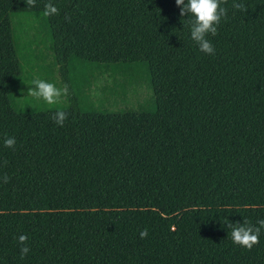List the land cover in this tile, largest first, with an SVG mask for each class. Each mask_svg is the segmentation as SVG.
I'll use <instances>...</instances> for the list:
<instances>
[{
	"label": "trees",
	"instance_id": "obj_1",
	"mask_svg": "<svg viewBox=\"0 0 264 264\" xmlns=\"http://www.w3.org/2000/svg\"><path fill=\"white\" fill-rule=\"evenodd\" d=\"M47 2L0 0V264H264V230L249 251L225 224L264 219V0L222 5L214 56L175 0ZM43 51L69 96L21 109ZM105 75L150 97L105 107Z\"/></svg>",
	"mask_w": 264,
	"mask_h": 264
},
{
	"label": "clouds",
	"instance_id": "obj_2",
	"mask_svg": "<svg viewBox=\"0 0 264 264\" xmlns=\"http://www.w3.org/2000/svg\"><path fill=\"white\" fill-rule=\"evenodd\" d=\"M28 8H35L36 0H25ZM177 7L180 9V16L187 17L186 27L189 28L191 39L198 45L199 50L209 56L215 55V47L209 36L215 37L218 35V27L221 24L222 18H225L228 9L222 5L227 3V0H175ZM232 7L238 11H247L246 5L237 0H233ZM43 15L46 17L59 15V9L48 0L44 4ZM67 18V17H66ZM27 95L35 98L37 101H43L49 106L61 105L64 99L69 96V88L67 85L57 87L56 84L47 82L39 77L31 81V87L27 91ZM68 119V114L65 111L59 110L54 116V122L63 127L65 121ZM4 147L14 149L16 145L15 137H7L3 141ZM7 162H4L6 166ZM3 183H8L10 177L5 174L0 177ZM252 207H258L252 205ZM227 228L230 230L232 242L245 250H251L254 246L260 243V236L264 230V219L257 220L255 224L244 219L243 223H231L225 221ZM141 239L148 237L147 228L139 233ZM28 237L20 235L18 242L21 252V259H23L30 251L27 243Z\"/></svg>",
	"mask_w": 264,
	"mask_h": 264
},
{
	"label": "rangeland",
	"instance_id": "obj_3",
	"mask_svg": "<svg viewBox=\"0 0 264 264\" xmlns=\"http://www.w3.org/2000/svg\"><path fill=\"white\" fill-rule=\"evenodd\" d=\"M32 35L33 31H28V36L31 37ZM33 47L34 45H32V48ZM43 54H45L44 56L46 57V63H49L50 67H52L53 65V75H51L52 72L48 70V65L43 64V61L30 65L29 69H34L30 72V78H27V80L24 82L22 86L23 91H20V89L17 88L15 93H13V97L16 100V103L21 109L37 108L39 107L38 105L41 104L40 102H42L37 101L35 98L27 95V91L31 85V81L34 78H41V75L42 77L46 76L47 78H51L52 76V83L56 84L57 87L63 86L61 78L58 74V66L52 64L53 59L48 55L47 52L43 51ZM114 79L116 80H113V78H110L105 75L100 78L91 89V94L96 99L106 98V101L104 102L105 107H108L110 109H119L124 107L134 108L137 106L138 103H141L150 97V92L148 90H146L144 87H138L135 85H127L126 91L123 95H121L119 86L115 85L114 83L120 82V80L118 77ZM22 96L23 100L22 102H20L19 100ZM65 100L66 98L64 99V101Z\"/></svg>",
	"mask_w": 264,
	"mask_h": 264
}]
</instances>
